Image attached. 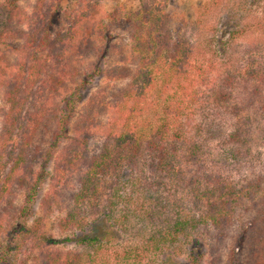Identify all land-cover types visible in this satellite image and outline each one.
<instances>
[{
  "label": "trees",
  "instance_id": "trees-1",
  "mask_svg": "<svg viewBox=\"0 0 264 264\" xmlns=\"http://www.w3.org/2000/svg\"><path fill=\"white\" fill-rule=\"evenodd\" d=\"M94 2L72 0L66 26L52 33L50 7L44 8L43 0L28 12L15 0H0L5 97L0 108V264H25L19 257L32 250L33 264H156L157 252L201 228L209 230L210 240L197 253L190 245L185 264H199L203 257L207 264H222L225 255V264H264V175L236 179L206 168V138L196 121L207 101L229 104L233 113L257 103L264 109V57L250 55L240 68L225 59L238 38L264 33V6L251 22L236 12L237 0L233 6L230 0H206L193 26L210 24L220 34L202 48L183 34H172L169 0L116 8L98 25L89 19ZM221 8L229 9L225 32L223 23L212 20ZM121 18L128 23L127 38L116 45L123 47L118 61L101 74L125 82L110 93L89 94L80 105L78 93L101 71L109 51L104 28ZM8 39H20L12 61ZM217 56L224 62L218 64ZM64 89L69 96L61 102ZM235 93L244 97V107ZM96 135L101 144L90 151ZM225 143L231 147L228 157L246 155L237 126ZM71 175L76 190L54 223L72 236L43 232L46 212L28 224L27 209L43 184L48 190L42 200L49 207L64 196L61 186ZM178 191L187 201L175 199ZM19 192L22 202L16 205ZM242 216L251 221L237 231ZM96 221L108 223L111 235L128 231L132 223L143 230L131 244L114 246L113 237L92 227ZM234 231L238 239L229 248ZM70 243L77 248L60 247Z\"/></svg>",
  "mask_w": 264,
  "mask_h": 264
},
{
  "label": "rangeland",
  "instance_id": "rangeland-1",
  "mask_svg": "<svg viewBox=\"0 0 264 264\" xmlns=\"http://www.w3.org/2000/svg\"><path fill=\"white\" fill-rule=\"evenodd\" d=\"M19 8L23 11L28 12L36 0H15ZM141 0H95L93 5L90 7L89 19L92 23L97 25L103 23L108 18V12L118 9V10H133L136 9ZM206 0H169L168 7L170 13V23L168 24L170 30L174 36L185 35L189 39L196 41L200 47L209 48L207 44L213 40L215 28L211 27L210 24L193 26V22L197 16V11L199 7ZM233 6L236 0H230ZM237 6H233L237 9L241 15L246 17L247 21L253 22L256 18H259L262 14V6H264V0H237ZM44 8L49 5V15L47 28L50 32H56L64 28L67 24V11L72 6V0H43ZM229 9L221 8L215 10L212 14V20L216 23L220 22L222 25V31L225 32L230 29V24L225 19ZM105 24V23H104ZM127 26L128 23L125 19H119L115 26L111 29H106L105 33L107 35V43L109 44V51L106 52V56L103 58L101 63V71L98 74L93 75L88 78L87 83L84 88L78 93V99L80 100V105L86 100L87 96L98 91L105 90L107 93L115 90L119 85L125 82V79H121L119 76L101 74L102 71L107 73L113 62L118 61V55L122 46L116 47V45L124 42L127 38ZM222 34V33H221ZM7 47L6 51L12 61L15 56H17L18 50L20 49V39L17 40H6ZM111 44V45H110ZM260 54L258 57L257 55ZM252 55L255 59H261L264 57V33H248L245 37L238 38L228 50L227 58L230 60V64L235 68H240L246 64V61L250 59ZM261 56V57H260ZM224 59L220 56L216 57V62L218 64L223 63ZM264 60V59H263ZM85 72H90L89 67L86 63L83 64ZM85 73V74H86ZM85 76V75H84ZM79 82V79H78ZM69 96V92L65 89L58 96L61 102ZM241 94L235 93L236 102H239L238 106L244 107V97H240ZM209 100V99H207ZM264 102V101H263ZM79 105V106H80ZM5 107V97L3 90V82L0 79V108ZM196 121L200 124L202 138L205 139V146L203 151V159L205 161L206 168L215 171L225 172L226 175H231L233 178H241L244 175L254 176L259 174L264 175V109L262 108V103H257L251 108H242L238 113H233L232 106L227 104L226 106H217L212 102L207 101L204 103L196 113ZM239 128L241 131V137L245 140L242 145V152L246 153L241 157H228V152H230L229 143H225V138L230 131L235 128ZM72 130L71 125L68 126V131ZM90 145L88 148L90 151H95L99 148L101 144V138L96 135L90 139ZM48 170H51V163L49 164ZM47 182L42 186V189L37 193L34 201L31 203L30 207L27 209L28 224H30L34 218L44 215L46 212V217L43 225V232L51 234L54 237H66L72 236L71 233L61 232L59 228L56 227L54 220L60 215L64 214L65 208H67V203L69 202L68 195L76 190V179L75 175H71L66 182L61 186L63 189L64 196L62 195L58 201L52 203L48 208L43 202V198L48 190ZM22 192L18 193V197L15 200L16 205L22 202ZM174 199V198H173ZM175 199H181L180 201H187L186 193L178 191ZM251 221L248 216H242L240 218V223L238 225L237 231H240L244 224ZM101 228L106 238L113 237L114 246L118 244H128L134 242L136 238L142 233V226L132 223L131 227L128 228L126 232H118L115 235L110 234L111 228L108 223L102 221H96L93 226ZM140 228L142 230H140ZM234 236L231 238L228 247H233L234 242L238 239L236 231H234ZM237 238V239H236ZM210 240L209 230L205 228L198 229L193 232V234L187 239H183L179 243L172 244L154 255L156 264H185L187 259V254L189 252L190 245L194 244L195 252L200 250V246L206 247L207 242ZM28 246H23V251ZM64 250L77 248L76 246L70 244L60 246ZM35 251L23 252L19 259L24 260L25 264H33V255ZM227 255L223 260L222 264H225ZM20 264V262H19ZM199 264H207L205 257L200 259Z\"/></svg>",
  "mask_w": 264,
  "mask_h": 264
}]
</instances>
